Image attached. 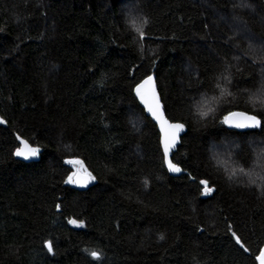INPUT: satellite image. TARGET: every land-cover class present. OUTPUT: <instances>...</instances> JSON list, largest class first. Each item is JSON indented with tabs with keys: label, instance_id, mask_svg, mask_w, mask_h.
Here are the masks:
<instances>
[{
	"label": "trees",
	"instance_id": "16d2710c",
	"mask_svg": "<svg viewBox=\"0 0 264 264\" xmlns=\"http://www.w3.org/2000/svg\"><path fill=\"white\" fill-rule=\"evenodd\" d=\"M149 74L188 127L171 156L181 176L132 92ZM263 84L264 0H0V264H258L264 100H250ZM235 110L261 127L228 128ZM17 136L37 161L13 155ZM77 158L96 177L84 189L66 183Z\"/></svg>",
	"mask_w": 264,
	"mask_h": 264
},
{
	"label": "snow or ice",
	"instance_id": "6c2138e0",
	"mask_svg": "<svg viewBox=\"0 0 264 264\" xmlns=\"http://www.w3.org/2000/svg\"><path fill=\"white\" fill-rule=\"evenodd\" d=\"M131 24L135 31L139 33L141 40L145 38L144 26L149 24V20L143 16H136L131 19ZM103 83V80H101ZM132 92L135 94V99L139 101V105H142L143 112L150 115L151 120L154 121V125L158 128L159 134V148L162 151L163 164L167 167L169 172L180 173L185 171L180 167L179 163H174L170 158V154L173 148L178 143L179 134L185 130V125L179 122H173L166 115L165 106L162 105L161 99L157 92V83L153 74L146 75L132 88ZM0 123H5L0 119ZM223 124L228 125L230 128L236 129H247V128H260L261 121L256 115H249L247 112H229L224 116ZM20 146L16 147L13 155L16 157L28 160L36 157L40 153V148L32 146L27 139H23L17 136ZM64 163L69 165H77V169L68 175L66 183L77 184L86 186L90 181L96 179L91 172L88 171L87 167L84 165V161L81 159H68ZM243 172V169H241ZM189 178L195 180V177L188 173ZM231 179V175L229 176ZM200 185H208L207 180H201ZM250 183L255 184V180H250ZM145 187H147V180L144 181ZM205 193H211L213 189L211 187H206L204 189ZM56 208L59 209L60 205L57 204ZM69 224L73 225H83L84 221H77L75 219H69ZM231 231V236L235 243L244 251L248 252L249 249L245 247L241 240V237L237 233L231 230V225L228 226ZM160 239H164L161 235ZM45 246L49 253L53 252V247L50 241H45ZM91 255L94 258H98V253L93 251ZM255 260L258 264H264V248L259 249V254L255 256Z\"/></svg>",
	"mask_w": 264,
	"mask_h": 264
},
{
	"label": "rangeland",
	"instance_id": "374dc122",
	"mask_svg": "<svg viewBox=\"0 0 264 264\" xmlns=\"http://www.w3.org/2000/svg\"><path fill=\"white\" fill-rule=\"evenodd\" d=\"M254 43H256V45H260V42L257 40V41H255ZM262 44V43H261ZM261 88V91H263L264 92V84L262 85V87H260ZM227 90V89H226ZM224 92L226 93V92H228V91H223V94H224ZM254 95V97L255 98H252V100H250V102L252 103V104H256L257 103V101L256 100H264V95H261V94H258V93H255V94H253ZM259 95H261V96H259ZM257 98V99H256ZM223 99H224V96H220L219 98H208V99H205L203 102H201V107H198V110H199V112H204L205 114H209V113H213V111H215L216 110V107H218L219 106V102L221 101H223ZM259 148H261V147H259ZM259 152V154H257V155H255L256 157L254 158L255 159V162H253V166H252V168L251 169H254V167L255 166H258V165H262L263 163H264V147L262 146V148L260 149V150H258ZM225 163V162H224ZM226 164V163H225ZM232 168V173L235 175V176H240V173L238 174V173H236L237 172V170L239 169V168H236V167H231ZM256 168V167H255ZM76 169H77V167H76ZM238 174V175H237ZM233 175V178H235V176ZM247 176L248 177H250V179H252V178H254L255 179V177L256 176H258L257 174H255L254 172H251V173H247ZM253 176V177H252ZM73 225V224H72ZM74 226H83V225H79V224H77V225H74Z\"/></svg>",
	"mask_w": 264,
	"mask_h": 264
},
{
	"label": "water",
	"instance_id": "95a60500",
	"mask_svg": "<svg viewBox=\"0 0 264 264\" xmlns=\"http://www.w3.org/2000/svg\"><path fill=\"white\" fill-rule=\"evenodd\" d=\"M154 77H155V79H156V76L154 75ZM156 83H157V79H156ZM157 92H158V94H159V97H160V99H161V103H162V105H163V101H162V97H161V94H160V92H159V88H158V83H157ZM134 93V92H133ZM135 95V94H134ZM138 101V100H137ZM139 102V101H138ZM139 106H141L142 107V105H139ZM232 112H246V111H243V110H235V111H232ZM248 113V112H247ZM147 116H148V118H150L151 119V117H150V115L149 114H147V113H145ZM249 115H254V114H251V113H248ZM167 115V114H166ZM171 120V119H170ZM260 120V119H259ZM154 122V121H153ZM173 122H178V121H173ZM179 123H183V122H179ZM184 124V123H183ZM185 125V130L184 131H182L180 134H179V138H178V143H177V145L173 148V150H172V152H171V154H170V158L172 159V157L171 156H173V153H174V151L179 147V145L181 144V141H182V137L187 133V129H188V127H187V125L186 124H184ZM261 125H262V122H261ZM228 126V125H227ZM228 128H230L229 126H228ZM158 129V128H157ZM231 129H236V128H231ZM19 141V140H18ZM20 144V143H19ZM33 146V145H32ZM39 156H40V153L36 156V157H34V158H31V159H28V160H24L23 158H20L19 157V159L20 160H22V161H24V162H27V163H30V162H34V161H37L38 159H39ZM173 160V159H172ZM174 162V161H173ZM175 163V162H174ZM181 167V166H180ZM165 170H167L168 171V169H167V167L165 166ZM182 168V167H181ZM183 169V168H182ZM168 173L171 175V176H181L182 174H186L187 173V171L185 170V171H182V172H180V173H172V172H169L168 171ZM93 183V181H90L86 186H83V185H77V184H74L75 185V187H77V188H82V189H84V188H86L87 186H89V185H91ZM203 186H205V185H203ZM207 186V185H206Z\"/></svg>",
	"mask_w": 264,
	"mask_h": 264
}]
</instances>
